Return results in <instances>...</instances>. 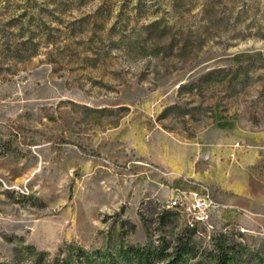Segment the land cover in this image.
<instances>
[{
    "label": "rangeland",
    "instance_id": "1",
    "mask_svg": "<svg viewBox=\"0 0 264 264\" xmlns=\"http://www.w3.org/2000/svg\"><path fill=\"white\" fill-rule=\"evenodd\" d=\"M194 220L264 264V0H0V264Z\"/></svg>",
    "mask_w": 264,
    "mask_h": 264
},
{
    "label": "trees",
    "instance_id": "2",
    "mask_svg": "<svg viewBox=\"0 0 264 264\" xmlns=\"http://www.w3.org/2000/svg\"><path fill=\"white\" fill-rule=\"evenodd\" d=\"M170 206L183 208L180 204ZM164 211L171 212L170 209ZM197 224L198 220L191 221L173 240L163 237L159 243L152 240L144 243L127 242L121 244L116 251L108 247L87 248L69 241L64 242L53 254L32 244H27L23 252L17 254L25 261L24 264H181L185 255L194 251L193 235L197 231ZM124 225L131 231L135 229V223L129 218L122 220V226ZM214 241V255L218 264H228L232 257L229 250V247H233L230 246L232 244L219 238Z\"/></svg>",
    "mask_w": 264,
    "mask_h": 264
},
{
    "label": "built area",
    "instance_id": "3",
    "mask_svg": "<svg viewBox=\"0 0 264 264\" xmlns=\"http://www.w3.org/2000/svg\"><path fill=\"white\" fill-rule=\"evenodd\" d=\"M194 199H197V193L195 192L194 193ZM200 198V197H199ZM198 198V199H199ZM185 202H183V200H179L178 198H174L173 200H171V203L170 204H180V205H182L183 206V208L184 207H186V204H184ZM198 203H200V204H202V207L204 208L205 207V202L202 200V202L201 201H199L198 200ZM201 218H203V214H201Z\"/></svg>",
    "mask_w": 264,
    "mask_h": 264
}]
</instances>
